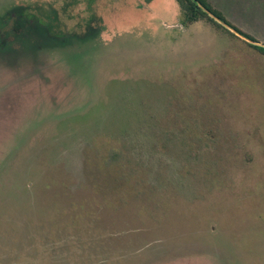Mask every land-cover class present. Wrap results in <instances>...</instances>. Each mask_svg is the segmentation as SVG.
I'll use <instances>...</instances> for the list:
<instances>
[{
    "label": "rangeland",
    "instance_id": "1",
    "mask_svg": "<svg viewBox=\"0 0 264 264\" xmlns=\"http://www.w3.org/2000/svg\"><path fill=\"white\" fill-rule=\"evenodd\" d=\"M208 1L264 45V0ZM19 9L0 33V264H264L257 43L177 0H0Z\"/></svg>",
    "mask_w": 264,
    "mask_h": 264
},
{
    "label": "trees",
    "instance_id": "2",
    "mask_svg": "<svg viewBox=\"0 0 264 264\" xmlns=\"http://www.w3.org/2000/svg\"><path fill=\"white\" fill-rule=\"evenodd\" d=\"M177 2L180 5L184 23L189 24L202 19H208L211 22L217 24L219 27L227 30L231 34L236 35L234 32H232L230 29H228L215 19L218 18L224 24L230 26L231 28L239 32L241 35L251 39L252 41H256L254 37L245 33L240 28L227 21L226 18L223 16V13L214 6H212L208 0H177ZM210 14H212L214 17H212ZM252 46H254L256 49H258L264 54V46L258 44H252Z\"/></svg>",
    "mask_w": 264,
    "mask_h": 264
},
{
    "label": "flooded vegetation",
    "instance_id": "3",
    "mask_svg": "<svg viewBox=\"0 0 264 264\" xmlns=\"http://www.w3.org/2000/svg\"><path fill=\"white\" fill-rule=\"evenodd\" d=\"M29 14L30 13H28V12L25 13V12H23V10L19 9V10H14L13 13L8 18L3 17V19H1V17H0V33L3 34V36H4L6 33L5 30L10 31V29L8 27H11L10 25H11L12 20H13V22L16 21V19L18 21H21L20 19H22L23 21L24 20L28 21V18H30ZM4 19H6V20H4ZM24 26H25V23L23 22V24L20 26V28H22ZM8 37H10V35ZM9 45L11 47V46H13V43H11Z\"/></svg>",
    "mask_w": 264,
    "mask_h": 264
},
{
    "label": "water",
    "instance_id": "4",
    "mask_svg": "<svg viewBox=\"0 0 264 264\" xmlns=\"http://www.w3.org/2000/svg\"><path fill=\"white\" fill-rule=\"evenodd\" d=\"M212 17H214L212 14H210ZM216 20H218V21H221V20H219L218 18H215ZM222 22V21H221ZM223 25L225 26V27H227L228 29H230L232 32H234L235 34H237V35H239V36H241V37H243L244 39H246V40H248L249 42H251V43H257L256 41H252L251 39H249V38H246L245 36H242L239 32H237L236 30H234L233 28H231L230 26H228V25H226V24H224L223 23ZM258 44V43H257ZM259 45V44H258ZM261 46H264V45H261Z\"/></svg>",
    "mask_w": 264,
    "mask_h": 264
}]
</instances>
